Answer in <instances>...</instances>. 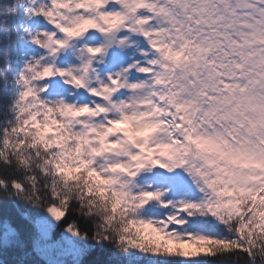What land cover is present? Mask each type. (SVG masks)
I'll use <instances>...</instances> for the list:
<instances>
[{"label": "snow or ice", "instance_id": "6c2138e0", "mask_svg": "<svg viewBox=\"0 0 264 264\" xmlns=\"http://www.w3.org/2000/svg\"><path fill=\"white\" fill-rule=\"evenodd\" d=\"M0 264H264V0H0Z\"/></svg>", "mask_w": 264, "mask_h": 264}]
</instances>
